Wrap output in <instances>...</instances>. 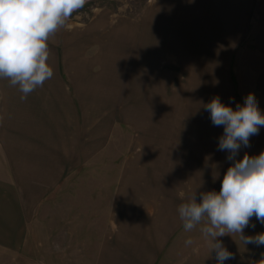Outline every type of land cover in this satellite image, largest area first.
<instances>
[{
	"label": "crops",
	"instance_id": "1",
	"mask_svg": "<svg viewBox=\"0 0 264 264\" xmlns=\"http://www.w3.org/2000/svg\"><path fill=\"white\" fill-rule=\"evenodd\" d=\"M215 2L206 3L201 20L196 21L206 39L204 64H210L212 55L214 62H218V57L210 51L213 48L211 42L216 49L222 37L223 29L218 25L221 13L225 18L226 12L229 16L234 15L235 21L230 22L238 24L250 39L246 47H241L240 59H235L237 52L233 58H227L230 65L232 61V67L234 62L241 66V77L236 82L228 70L234 88L230 96L234 97L235 105L236 86L243 96L241 88H245L248 84L245 81L250 80L247 93L255 95L264 114V0ZM211 10L219 12V21ZM126 32L114 34L105 30L99 39L97 22L86 27L67 19L48 40V63L54 74L42 87L21 100L18 86L11 87L8 79L0 78V257L19 255L32 235L30 229L37 212L50 208L49 196L57 190L60 210L67 208L69 202H74L71 206L75 211L87 208L84 207V197H89L86 186L79 184L81 179L77 176L82 177V167L87 162L98 161L106 154L111 155L109 158L114 156L118 131H121L124 149L116 158L123 163L117 175L112 176L111 171L106 170L107 176L118 177V183L110 190L112 195L107 196L110 201L106 211L108 232L101 238L103 243L97 264H162L164 252L183 228L178 206L195 190L197 202H200V192L217 190L230 164L226 159L228 153L218 150L223 126H214L210 113L203 109L206 132L202 131L196 138L206 147L202 154L189 147L193 140L187 138L184 141V136L179 142V137L174 138L172 130L180 128V116L176 108L170 106L167 117L170 120L165 121L163 117L161 96L167 95L162 92L164 61L158 55L157 42L156 53L153 49L148 56L141 51L142 41H138L137 51L133 54L139 58L129 57L132 52L128 48L130 42ZM119 36H123V43L119 42ZM119 43L122 51L118 46H111ZM115 50V54L119 50L124 56L123 72L129 73L131 66L136 69L139 63V72H131L136 84L130 85L129 76L127 79L124 75L115 77L120 72L116 68L118 60H111ZM174 61L179 63V60ZM128 64L130 70L127 72ZM223 80L220 75L219 84ZM181 113V120L188 118L192 124L187 127L195 131L198 120L191 115L195 111ZM168 124L170 136L164 138L162 130H166ZM130 130H134V142H127ZM179 143L184 148H181L182 159L174 147ZM163 144L171 146L167 151L170 154L165 157ZM125 146L129 147L125 149ZM174 172L189 177L187 196H180L177 189L172 190L166 185L167 173ZM96 175H100L98 171L91 170L88 176L94 178ZM72 176H75L74 184L67 186ZM106 192L109 193V189ZM169 197L174 201L171 208L164 202ZM90 198L93 205L97 197L91 195ZM90 208L94 209L93 206ZM260 250L264 254V245Z\"/></svg>",
	"mask_w": 264,
	"mask_h": 264
},
{
	"label": "rangeland",
	"instance_id": "2",
	"mask_svg": "<svg viewBox=\"0 0 264 264\" xmlns=\"http://www.w3.org/2000/svg\"><path fill=\"white\" fill-rule=\"evenodd\" d=\"M217 1L218 0H216V2ZM209 2L212 3L213 0H86L85 5L68 18L71 23H80L86 27L90 24L94 25L97 22L99 39L105 30L113 32L114 34L127 31L126 37H128V41L130 42L128 43L130 46L128 48H130L132 52L129 57L137 56V58H139L138 55L133 54L135 50L137 51L138 41H142L143 50L141 51H145L148 56L151 55L153 49L156 53L157 42V47H159L157 48L158 55H161L160 58L164 61L162 65V70L164 72L162 76V92L167 95L161 96L164 107L163 117H165V121L170 120V118H167L170 116V106H173L174 110L176 108L175 111L179 112L180 116V119H178L180 128H174L172 130V136L174 138L179 137V142L184 136V141H187V138H189L188 140L190 141L193 140V145L188 143L189 147H193L195 151H201V154L206 147L202 146L196 138L199 136V133L202 134V131L206 132L207 124L203 123V116L205 114H202L203 109H205L204 105L209 103L213 97L218 96L223 104L226 103L235 109L237 100L241 105L244 103V99L248 95V84H250V80L245 81L248 84L246 86L247 89H245L246 87L241 88L244 93L243 96L238 86H236L235 93L238 95H236L237 100L234 105V97L230 96V94L234 93L232 92L234 89L233 82L229 76L230 71L228 70H231V75H233L234 82H236V80H240L241 77V66L234 62L232 67V61L230 65L227 58L230 56L233 58L237 52L235 59H240L241 47H246L250 35L240 30L241 28L238 27V24L235 25L230 22L231 20L235 21V19L232 18L234 16L232 14L230 17L226 12L225 18V14L223 15V12L221 13V23L218 25L223 29L222 37L219 41V34H217L216 37L219 43L216 49L214 48L213 42H211L213 48L210 54L216 55L214 57H218V62H214L212 55L210 59L213 63L210 62L208 66L204 64V60L207 58H204L205 54L203 51L206 39L203 35L201 26L198 22L196 23V21L201 20L204 5L206 3L209 4ZM211 12L212 14L216 13V20L219 21L217 17L219 12H213V10H211ZM198 14L199 16H197ZM229 17L231 19L228 20ZM241 27L243 28V26ZM246 39H248V41L244 42ZM95 40L94 42H96ZM119 40V42L123 43V36H119ZM121 43L116 45L112 44L111 46H118L122 51ZM121 51L117 50L118 54H115V50L114 58H111V60L114 61L116 59L118 60L116 68L120 72L115 77L119 78L121 75H124L127 79V76H129L130 85L132 82L134 85L135 79L131 76V72L132 74H137V72H139V63L136 64V69H134V66H131V70L129 64L127 65V72L130 70V74L123 72L122 57L124 56ZM175 56H177V58H175ZM174 60H179V63H176ZM147 67H149V65H147ZM101 68L102 66L100 65V73L103 72ZM91 70L92 69H90V71ZM220 75L224 77V80L219 84ZM223 92L225 93L224 95H222ZM187 110L195 111V114L191 115H194V119L196 118V120H198L196 121L198 127L195 125L196 128L193 132L187 127V125H190V123L192 124V122L189 123L188 118H183L181 120L183 116L181 111L186 113ZM169 126L168 124L166 127L167 134L165 129L162 130L164 138L170 136ZM133 131L134 130H130V140H127V142H134ZM121 135V131H118V134H116L118 143L114 145V156L109 158L111 155L104 153L106 155H103L98 161L87 162L82 167L84 172L82 177L80 178V176H77L79 180L81 179L79 184L84 187L86 186V194L89 197H84L86 201L84 207L86 206L87 208L81 207L75 211L73 206H71L74 202H69L66 203L67 208L60 210L58 190L52 193L49 196L50 208L46 210L40 209L36 214L37 218L35 219V223L31 226L30 230L32 235L27 245H25L24 249L16 257L7 255L0 257V264L98 263L100 248L103 243L101 238L108 232L106 211L108 209V204L110 205V201H107V196L110 197L112 195L110 190L116 187L118 183V177L113 178L107 176L106 170H110V175L112 176L120 173L123 162L116 157H119L122 154V149H124L121 143ZM249 142L250 147L242 146L237 155V159H242L245 153L250 156H255L259 155L261 151H264V129L260 127L259 134L251 136ZM184 146L187 145L184 144ZM128 147L125 146V149ZM170 147L171 146L168 144H163L164 157L170 154L167 152L170 150ZM174 147L176 150L178 149L180 154L179 157L182 159L181 157L183 155L181 150L184 149L182 144L179 143V145H175ZM179 162L184 163L183 160H179ZM232 163L233 162L230 161L228 167ZM91 170L98 171L100 175L91 178V176H88ZM103 171H105L104 173L106 175H103ZM175 172L171 175L167 173L169 177L167 178L166 185L168 184L172 190L177 189L180 196H187L189 194L188 187H190L187 182V180L189 181V177L187 178L185 177L186 175L183 176L181 174L178 175V173ZM74 181L75 176L70 177L67 186L73 185ZM221 181L216 190L217 192L220 190ZM166 188L167 187H165V189ZM108 189L109 193L106 192ZM91 195L97 197L93 205L91 204ZM164 202L167 203L166 206L171 208L172 202L174 201L169 197V199L165 198ZM94 204H96L97 209L94 208ZM92 206L94 209L90 208ZM85 214L87 216H85ZM251 223L255 224V228H246L244 230L245 235L254 236L264 232V225L260 224L255 217L252 218ZM201 226L202 225H198L197 228L191 232H185L184 229L181 228L182 231L174 237L169 247L164 252L161 263L217 264L214 258V252L212 253V258H208L209 246L199 231ZM188 239L192 241L190 245L185 244V241ZM218 239H220L225 247L235 256L234 259L227 260L224 264H264V254H262L260 250L261 246L256 247L249 244L244 247L240 244L238 237H232L230 235H225Z\"/></svg>",
	"mask_w": 264,
	"mask_h": 264
},
{
	"label": "clouds",
	"instance_id": "3",
	"mask_svg": "<svg viewBox=\"0 0 264 264\" xmlns=\"http://www.w3.org/2000/svg\"><path fill=\"white\" fill-rule=\"evenodd\" d=\"M86 0H0V78L17 87L21 100L52 78L54 70L48 63V40ZM214 126H223L218 150L228 153L233 163L224 173L220 190L193 191L178 208L185 232L199 228L209 246V257L215 253L217 264L234 259L223 242L225 235L238 237L244 247L264 245V232L247 236L244 230L255 228L253 217L264 225V151L259 155L244 154L237 159L241 147H250V137L264 126V114L253 93L235 110L223 104L218 96L204 105ZM218 175V174H217ZM190 239L185 241L190 245Z\"/></svg>",
	"mask_w": 264,
	"mask_h": 264
}]
</instances>
